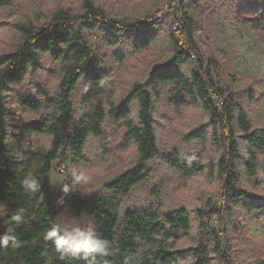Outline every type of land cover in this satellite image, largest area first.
I'll return each mask as SVG.
<instances>
[{
	"label": "trees",
	"instance_id": "obj_1",
	"mask_svg": "<svg viewBox=\"0 0 264 264\" xmlns=\"http://www.w3.org/2000/svg\"><path fill=\"white\" fill-rule=\"evenodd\" d=\"M180 1L184 7L187 0ZM12 4L13 0H0V8ZM47 16L49 19L46 17L42 24L33 20L16 23L23 36L21 44L14 51L0 54V208L5 211L0 217V264H15L17 258L22 264H235L232 255L224 250L227 220L238 229L240 207L244 204L249 221L264 223V197L260 199L242 185L244 179L255 184L260 177L264 179V127L251 129V112L238 103L237 92L223 88L227 97L221 104L206 81V74L211 72L204 73L199 63L192 64L188 41L194 27L191 17L187 13L178 15L179 26L174 29L172 25L170 31L171 57L152 73L149 81L135 82L119 105L112 75L101 68L102 56L88 32L104 33L107 45L130 40L133 48L140 50L158 43V35L150 30L161 21L153 20L150 14L143 19L110 18L102 7L91 2H87L83 16L64 6L54 8ZM211 45L217 68L224 67L223 59L231 62L228 53ZM177 65H188L191 77L177 70ZM41 70L57 81L56 93H19L18 104L23 110L40 112L44 120L19 125L14 132L11 118L17 114L10 106V91ZM81 80L88 93L81 101L78 120L72 124L77 109L74 92ZM173 91L189 104L204 103L212 111L210 123L219 158L210 167L217 166L223 183L222 205L217 206L215 197H207L196 206L194 216L187 207L135 210L125 215L119 233L123 198L151 177L150 162L158 160L185 177L207 169L204 130L184 137L187 142L201 143L196 155L179 150L166 153L158 145L155 105ZM254 96L255 92L252 100ZM137 105L138 113L134 109ZM107 120L125 128L122 146H135L137 157L129 168L104 183L112 194L110 199L85 197L76 189L73 167L86 160L91 138L104 136ZM45 138L48 142L43 141ZM102 146L108 152L103 139ZM56 160L66 171L60 201L56 206L38 205L41 191L49 201L47 177ZM65 210L74 216L94 217L95 229L72 244L57 223ZM215 217L222 231L212 226ZM190 236L191 245L181 247V240ZM241 240L248 245L255 264H264V241L254 244L245 236Z\"/></svg>",
	"mask_w": 264,
	"mask_h": 264
},
{
	"label": "rangeland",
	"instance_id": "obj_2",
	"mask_svg": "<svg viewBox=\"0 0 264 264\" xmlns=\"http://www.w3.org/2000/svg\"><path fill=\"white\" fill-rule=\"evenodd\" d=\"M87 2L102 7L110 18L116 19H143L146 15L153 16L163 11V17L152 18L160 20V25L150 30L158 35V43L140 50H135L130 40L123 39L115 45H107L104 33L94 30L88 32L95 50L102 56L101 68L112 75L119 105L124 102L135 82L149 81L152 73L171 57L172 25L178 20L179 14L187 13L194 26L188 36L191 39L188 40L189 47L196 48L197 44L198 57L200 61H206V71L211 72L210 76L217 82L220 91L224 88L228 92H237L238 103L251 112V129L264 127V0H187L184 7L180 0H13L12 6L0 8V21L3 22L0 28V54L14 51L21 44L23 36L16 29V23L33 20L42 24L46 17L49 19L47 15L58 6H64L74 14L83 16L86 14ZM219 42L222 43V50L231 58V62L222 58L224 67L220 69L213 61L215 52L211 45H219ZM192 61L193 65L198 64L194 57ZM176 69L191 77L188 65H177ZM57 86L55 78L47 71L41 70L35 76H28L22 85L10 91V106L17 114L11 118V130L16 132L19 125H30L44 120L40 112L23 110L18 104L19 93L36 96L46 90L54 94ZM87 93L88 87L85 81L81 80L74 92L77 109L72 124L78 120L80 104ZM134 109L138 113V105L134 106ZM154 116L158 145L166 153L179 150L196 155L202 148L201 143L187 142L184 137L193 131L204 130L207 135L204 162L208 166L204 172L185 177L158 160L150 162L151 177L136 185L130 194L123 198L117 229L119 233L122 232L125 215L135 210L150 206H157L166 211L187 207L194 216L196 206L202 205L207 197H215L217 206L222 205L223 183L218 177L217 166L213 164V168L210 167V163L219 158L210 123L212 111L204 103L201 106L189 104L173 91L155 105ZM125 133L126 130L120 123L107 120L104 136L92 137L88 142L86 160L73 167L76 189L80 194L85 197H112L111 192L105 189L104 183L129 168L137 157L135 146H122ZM102 139L108 147V152L103 151ZM46 140L47 138L43 139L45 142ZM65 178L66 171L61 161H54L53 169L47 177L51 189L49 201L45 192L41 191L38 205L50 203L56 206L60 201ZM242 185L260 199L264 197L263 177H260L256 184L244 179ZM240 213L242 216L238 229L227 220L224 250L232 255L235 264H255L248 245L241 237L253 239L254 244L264 241V223L256 219L249 221L245 216L244 204H241ZM4 214L2 207L0 217ZM57 223L68 233L72 244L96 227L94 217L87 214L74 216L68 210L58 216ZM212 226L222 231L216 217L212 220ZM191 243L190 236L181 240L179 245L187 249ZM15 264H22V261L17 258Z\"/></svg>",
	"mask_w": 264,
	"mask_h": 264
},
{
	"label": "built area",
	"instance_id": "obj_3",
	"mask_svg": "<svg viewBox=\"0 0 264 264\" xmlns=\"http://www.w3.org/2000/svg\"><path fill=\"white\" fill-rule=\"evenodd\" d=\"M152 17H163V11L160 13L154 14ZM178 26H179V21L178 20L174 21L173 28H177ZM189 50H192V52L194 53V59H196L199 63V70L206 73V61H200V57H198V52H197V44H196V48H190ZM206 81L207 83H209L210 88H213L210 82V74H206ZM214 94H215V97L219 99V102H220V98L227 97V95L223 93V91L214 90Z\"/></svg>",
	"mask_w": 264,
	"mask_h": 264
},
{
	"label": "bare ground",
	"instance_id": "obj_4",
	"mask_svg": "<svg viewBox=\"0 0 264 264\" xmlns=\"http://www.w3.org/2000/svg\"><path fill=\"white\" fill-rule=\"evenodd\" d=\"M176 29V28H175ZM198 50V49H197ZM199 51V50H198ZM199 54V53H198ZM192 56L194 57V53L192 52ZM207 68V67H206ZM215 72V71H214ZM210 75H211V73H210ZM210 82H211V84H212V86H213V89L214 90H217V82L216 81H214L212 78H211V76H210ZM238 100V99H237ZM224 101H225V97H222V98H220V102H221V104H224Z\"/></svg>",
	"mask_w": 264,
	"mask_h": 264
},
{
	"label": "clouds",
	"instance_id": "obj_5",
	"mask_svg": "<svg viewBox=\"0 0 264 264\" xmlns=\"http://www.w3.org/2000/svg\"><path fill=\"white\" fill-rule=\"evenodd\" d=\"M32 187H33V188H34V187H36L35 183H33V184H32ZM15 219L19 220V219H20V217H19V216H17V217H15ZM60 243H65V241H60Z\"/></svg>",
	"mask_w": 264,
	"mask_h": 264
},
{
	"label": "crops",
	"instance_id": "obj_6",
	"mask_svg": "<svg viewBox=\"0 0 264 264\" xmlns=\"http://www.w3.org/2000/svg\"><path fill=\"white\" fill-rule=\"evenodd\" d=\"M217 38V37H216ZM221 49H222V43L221 42H219V45H218Z\"/></svg>",
	"mask_w": 264,
	"mask_h": 264
}]
</instances>
